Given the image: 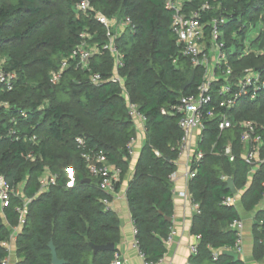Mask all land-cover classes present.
Listing matches in <instances>:
<instances>
[{
	"label": "trees",
	"instance_id": "trees-1",
	"mask_svg": "<svg viewBox=\"0 0 264 264\" xmlns=\"http://www.w3.org/2000/svg\"><path fill=\"white\" fill-rule=\"evenodd\" d=\"M81 1L0 0V63L16 74L10 91L0 87V175L20 190L3 210L8 225L0 214V264L8 256L2 242L9 237V226L18 223L17 207L24 198L30 200L17 236L16 264H52L50 240L64 264H112L116 248L93 253L89 243L118 244L119 218L103 204V199L112 201L114 196L99 188L81 153L104 152L110 166L120 171L118 191L131 161L127 143L136 136L130 104L145 116V139L125 192L135 239L147 262H159L167 251L171 175L182 136L173 107L182 96L196 92L204 68L193 67L182 53L171 29L174 11L165 0H87L91 8L85 12L78 10ZM179 1L186 13L209 6L200 11L207 41L212 18H224L219 40L232 69L226 79L232 88L245 69L264 76V0ZM97 12L116 23L130 19L123 32L110 29L121 55L117 68L115 57L101 50L108 29L96 20ZM252 28L257 31L246 47ZM79 48L92 52L85 65H78ZM62 60L67 65L53 82L52 73ZM192 72V83L182 90ZM96 73L101 78L97 83L91 80ZM115 75L118 80L113 81ZM226 80L220 75L213 81L207 108H217L221 97L216 90ZM220 109L232 126L220 132L218 119H207L198 145L204 155L190 164L195 175L188 187L199 211L191 225V232L199 236L191 264H244L217 252L237 248L238 231L231 224L240 220L237 208L223 203L233 196L223 176L233 179L245 210H254L264 198V140L253 172L239 140V123L251 120L264 126V91ZM77 138L83 139L82 147ZM227 145L232 160L224 154ZM45 173L55 175L56 182L41 190ZM87 178L90 181H84ZM252 235L253 257L264 264V208L254 214Z\"/></svg>",
	"mask_w": 264,
	"mask_h": 264
},
{
	"label": "built area",
	"instance_id": "built-area-1",
	"mask_svg": "<svg viewBox=\"0 0 264 264\" xmlns=\"http://www.w3.org/2000/svg\"><path fill=\"white\" fill-rule=\"evenodd\" d=\"M165 6L168 9L174 11L171 22V29L175 34L178 43L181 45V51L185 56L189 57L190 63L193 67L201 66L204 68V75L202 81L197 85L196 92L185 96H182L178 103L173 107V112L179 115L178 126L182 131V136L178 144V154L187 153L191 150V135L194 131L202 132L205 128V121L210 118L218 119V129L220 132L230 128L232 126V121L228 117L227 113L220 108H229L233 106L236 101L246 95H250L251 98L255 97V94L259 90L264 91V76L260 73L252 71L251 69H245L244 75L237 80L236 88L227 82L228 76L231 74L232 69L228 64L226 54L223 50V41L219 40L220 30L219 25L224 22V18H212L210 22L211 32L210 39L206 40L205 27L206 24L201 21L200 11L209 8L207 4L201 5L199 10L190 11L188 13L183 11V3L179 0H165ZM78 10L85 12L90 9L89 1L82 0L78 5ZM96 20L103 24L107 29L108 41L103 44L101 50L109 51L115 57L116 68L121 65V55L119 54L115 44L114 35L111 33V28L115 27L117 23L115 20L107 18L104 14L97 12ZM124 28L126 25L130 24V19L126 18L122 22ZM80 61L78 65H85L89 56L92 54L91 51L83 48H79L78 52ZM212 57V59H211ZM66 60H62L59 70L52 73L51 81L56 82L61 72L66 67ZM214 67L215 71L224 68L221 76L226 81L223 82L220 87L216 90L218 97L221 99L217 105V108L207 106L212 101V83L216 80V76L211 73V68ZM16 78L14 72H7L2 68L0 63V87L3 90L10 91L13 88V82ZM113 81L118 80L115 75L111 78ZM91 80L95 83L101 80L99 74H93ZM165 112V111H163ZM129 113L135 119L144 123L145 116L138 112L137 106L135 104L129 105ZM240 134L239 140L243 145L244 152L243 158L245 162L250 166L251 171L254 170V166L259 157L260 146L263 144L264 140V126L258 123L247 120L239 123ZM15 131L12 130L11 134ZM77 143L79 146L84 145V141L81 138H77ZM134 143V138H132L127 146L129 148L130 154H132V146ZM224 154L228 155L232 160L233 155L231 153V148L227 145L224 148ZM204 153L200 149L193 151L190 157L191 162H198L203 157ZM81 156L86 162V167L88 172L98 179L99 188L106 194H115L116 184L119 181V169L112 168L108 163L107 157L101 150L98 151H83ZM191 166V165H190ZM70 176L72 177V172L69 170ZM195 175V171L191 168L187 173V177L190 179ZM174 178V173L171 175V179ZM223 179L227 177L223 176ZM56 182L55 175L46 174L41 178V190L48 188L50 185H54ZM72 184V181L69 185ZM184 195V193H181ZM20 190L12 185H10L5 179L0 175V208H5L9 205L12 196H19ZM29 200H24L21 207H17L20 213L19 223L23 225L25 223L26 206ZM111 201L109 199H103V204L106 209H110ZM224 204H232V199L227 198L223 201ZM232 228H235L237 233V249H239L241 241V227L242 223L240 220H235L231 224ZM136 231V230H135ZM173 231L170 229L168 236L165 238L164 243L169 244L172 241ZM134 245L139 249L138 242L135 240ZM140 251V250H139ZM193 254L197 251V245L191 247ZM141 256L144 259L143 253L140 251ZM3 264L7 263V259L2 261ZM112 264H125L118 254H115ZM144 264H157L150 263L144 260Z\"/></svg>",
	"mask_w": 264,
	"mask_h": 264
},
{
	"label": "crops",
	"instance_id": "crops-1",
	"mask_svg": "<svg viewBox=\"0 0 264 264\" xmlns=\"http://www.w3.org/2000/svg\"><path fill=\"white\" fill-rule=\"evenodd\" d=\"M124 31L122 23H117L114 28L115 33H121ZM212 59V57H211ZM211 73L218 79L220 76L215 71L214 67L211 68ZM125 94V93H124ZM126 96V94H125ZM200 131H194L191 135V150L187 153L178 154L175 161L176 169L174 172L172 198H173V213L170 217V228L173 231L172 241L166 245V253L157 262V264H191V257L193 255L191 247L197 245L199 242V236L194 235L191 232V225L193 216L198 213V206L189 192V178L187 173L190 169V157L193 151L199 149V141L201 140ZM145 139L144 123L136 121V136L132 146L131 161L129 169L126 175L123 177L118 192L113 197L110 203V209L117 215L120 222V240L118 244L114 246L117 249L118 256L125 264H144V259L140 254L139 249L134 245L135 242V227L131 218L129 206L126 200L125 192L127 183L133 175V168L139 158L142 150V145ZM254 170L250 172H253ZM48 173H45L46 175ZM224 179L225 181L228 179ZM181 193H184L182 195ZM240 191L236 189V193H232V204L237 208L240 214V221L242 223L241 241L239 249H229L238 251L240 253V260L244 264H261L253 257V245L254 239L252 235V221L255 212L264 208V198L259 205L252 211H247L243 208L240 200ZM26 200V198H24ZM23 200V201H24ZM30 200V199H27ZM4 208H0V214L2 215L3 223L8 225L6 217L4 215ZM22 226L19 221L17 224L9 226V237L2 242L4 248L8 251L7 263L16 264L20 260L17 256V236L22 230ZM222 249L217 252H221ZM115 256V255H114Z\"/></svg>",
	"mask_w": 264,
	"mask_h": 264
},
{
	"label": "water",
	"instance_id": "water-1",
	"mask_svg": "<svg viewBox=\"0 0 264 264\" xmlns=\"http://www.w3.org/2000/svg\"><path fill=\"white\" fill-rule=\"evenodd\" d=\"M194 78V72L191 73L190 77L181 84V89L185 90L193 81ZM84 181H90L89 178L85 179ZM227 188L231 191V193H236V188L234 185V181L231 178H228L226 180ZM40 193H38L35 197H38ZM168 221H170V217H166ZM91 248L93 249V253H96L99 250H113L114 249V243H106V244H94L92 242L89 243ZM48 247L50 249L51 254V263L52 264H64L66 261L64 259H60L57 256L55 246L53 244V241L50 240L48 243ZM223 254L229 255L234 258V260L240 259V253L238 251H233L229 249L222 250Z\"/></svg>",
	"mask_w": 264,
	"mask_h": 264
},
{
	"label": "rangeland",
	"instance_id": "rangeland-1",
	"mask_svg": "<svg viewBox=\"0 0 264 264\" xmlns=\"http://www.w3.org/2000/svg\"><path fill=\"white\" fill-rule=\"evenodd\" d=\"M257 29L252 28L248 33L247 37L245 38V46L247 47L249 44L250 39L256 34ZM218 75L220 76V72H218Z\"/></svg>",
	"mask_w": 264,
	"mask_h": 264
}]
</instances>
